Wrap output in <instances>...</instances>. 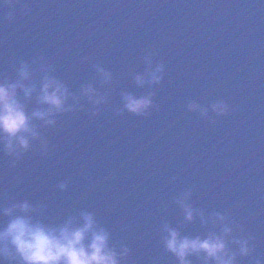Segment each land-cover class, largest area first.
<instances>
[{"label":"water","instance_id":"1","mask_svg":"<svg viewBox=\"0 0 264 264\" xmlns=\"http://www.w3.org/2000/svg\"><path fill=\"white\" fill-rule=\"evenodd\" d=\"M141 2L210 211L251 236L264 262V0ZM217 100L229 106L222 117L186 108Z\"/></svg>","mask_w":264,"mask_h":264},{"label":"clouds","instance_id":"2","mask_svg":"<svg viewBox=\"0 0 264 264\" xmlns=\"http://www.w3.org/2000/svg\"><path fill=\"white\" fill-rule=\"evenodd\" d=\"M0 9L5 10L0 20L9 24L14 21L17 9L22 15L31 13L23 0H0ZM144 63L143 74L134 78L137 87L159 85L164 66L158 63L153 67L151 55L144 57ZM13 67L14 79H0V153L9 158L12 168L33 145H38L39 154L46 156L49 146L41 129L55 127L57 117L78 110L81 99L92 106L90 116H96L99 106L106 103L92 84L81 85L78 96L72 93L64 82L50 74V65L21 60ZM93 67L101 84H108L110 72L100 65ZM121 99V111L136 117H146L155 107L152 92L140 96L125 93ZM30 101L36 105L31 111L28 110ZM186 108L201 117L209 111L222 117L229 111L223 100H217L207 108L189 101ZM66 187L67 181L57 184L59 191ZM190 195V191H182L173 200L182 210L183 220L192 223L196 216L202 226L211 227L204 237H189L181 235L168 223L162 224L159 231L163 250L171 254L177 264H192L188 259L190 256L202 259L204 264L209 261L211 264H237L238 258L249 257L250 264H264L259 257H252L251 236L234 234L238 226L220 212L205 215L191 207L188 203ZM41 214L42 208L27 199L0 206V217L7 218L6 222L0 223V264H124L127 260L129 248L123 243L119 250L110 246L109 231L98 223L92 212L81 210L77 216H69L55 225L38 218Z\"/></svg>","mask_w":264,"mask_h":264}]
</instances>
